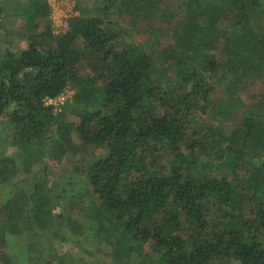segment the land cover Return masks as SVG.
I'll list each match as a JSON object with an SVG mask.
<instances>
[{
  "label": "trees",
  "instance_id": "trees-1",
  "mask_svg": "<svg viewBox=\"0 0 264 264\" xmlns=\"http://www.w3.org/2000/svg\"><path fill=\"white\" fill-rule=\"evenodd\" d=\"M166 1L80 0L55 34L46 0H28L20 49L0 1V185L44 157L105 149L75 168L86 180L71 196L79 219L58 210L47 176L30 193L19 184L0 207V264L11 263L9 234L27 236L30 264L84 263L54 247L67 240L65 223L86 242L111 244L117 264H264V0H179V12ZM123 16L152 40L135 42ZM165 35L171 43L155 57L148 49ZM256 82L263 89L242 109L237 96ZM69 86L60 111L45 104Z\"/></svg>",
  "mask_w": 264,
  "mask_h": 264
},
{
  "label": "rangeland",
  "instance_id": "rangeland-1",
  "mask_svg": "<svg viewBox=\"0 0 264 264\" xmlns=\"http://www.w3.org/2000/svg\"><path fill=\"white\" fill-rule=\"evenodd\" d=\"M3 8H4V15H5V25L10 31L9 40L14 42V48L20 49L26 47V41L25 39L21 38L20 34H23L26 32V23H25V15H24V5L28 3V0H0ZM85 1L83 4L89 8H92L93 6H99V3L102 2V0H83ZM49 6V17L48 20L51 24L52 30L55 34L62 33L66 30L68 20L71 16L79 14L77 6L80 3V0H46ZM166 4L169 5L172 8H177L180 5L179 0H167ZM26 7V6H25ZM96 11V10H94ZM179 12V10H177ZM44 19L40 21L38 18L37 21L44 22ZM122 24L126 26L127 28H130L132 30V39L135 42L140 43H148L152 40V34L150 32H147L146 24L144 23H137L134 27L132 26L131 19L128 16H123L122 18ZM222 26H224V22L221 23ZM159 26V24H158ZM42 30V27H40L39 31ZM4 40V38H3ZM156 42V45L153 44L149 47V52L154 54L158 49L167 47L168 44L171 43L170 36H164V37H157L154 39ZM4 43V42H3ZM2 54V45L0 44V55ZM156 57V56H155ZM91 65L87 62H84L82 65V75H88L91 74ZM169 75L172 74V70L169 71ZM263 89V83L262 82H256L251 84L248 88H246L239 96L240 102L243 101L244 107L247 108L251 104L252 95L260 92ZM74 88L72 86H69L64 91L65 93V102L64 104L59 103L57 107H55L56 111H60L62 106H64L69 100L72 99L74 95ZM224 89L218 88L215 90L213 94L214 99V108L217 109V107L221 104V98L224 95ZM241 109V110H242ZM239 110V111H241ZM69 120H76L73 115H68ZM2 122L3 118H0V130L2 129ZM228 125V123H226ZM8 134H10V131H7ZM75 142L79 143L78 139L75 136ZM18 149L14 146H8L6 149L7 155H15L17 154ZM105 154V149L96 147L93 145H86L82 147L81 152L76 156H65L62 160L52 159L48 157H44L43 160L33 165L31 170L29 172L21 171L19 175L11 180L10 182H6L4 184L0 185V207L4 205L5 202L11 200L15 194L16 188L19 186V184H22L25 189H27L30 192L33 191V188L37 182H41L43 180V176H47L48 178V184H47V190L53 192L55 195H60V205H59V211L63 213L66 216V219L68 217H72L74 219H79L82 215H84L85 211L80 212L79 207H73V201H71V196L73 195L74 191L75 194H78L81 190V186L84 187V183H86V180L84 179L85 176L82 174H78L75 170L77 166L83 165L82 162H86L88 158L90 157H98ZM166 158H158V164L164 163ZM70 176L67 178H62V176ZM74 176V177H73ZM76 179L78 181L82 182L80 185H77L73 183ZM96 200V205L99 204L98 199ZM91 199H87L84 203L85 207H88L90 205ZM100 205V204H99ZM24 213L26 214L27 211L24 210ZM29 233L31 236L28 238H32L33 241H37L38 245H40L42 248L49 244V241L47 240L44 235L39 232L34 227L30 226ZM64 234L66 236V242L65 243H55V249H57V252L59 254H67L69 253L77 256V258H81L82 260H85L87 264H93L92 262H97L99 264H115L116 261H114L111 257V254L114 252L111 244L102 243L101 245H96L91 242H86L85 238L83 237H77L75 234L72 233L71 229L69 228V225L65 223L64 225ZM27 236L25 234L23 235H15L11 236L8 235L7 239V249L4 250L6 254L10 256L11 263L10 264H30L28 260V254L27 251L24 250V242L26 243ZM30 238V240H31ZM29 245V240L27 242ZM45 249V248H44ZM146 251H150V247H145ZM46 256V252L44 253ZM133 261H138L136 258H133ZM82 264H86V263ZM117 264V263H116Z\"/></svg>",
  "mask_w": 264,
  "mask_h": 264
},
{
  "label": "built area",
  "instance_id": "built-area-1",
  "mask_svg": "<svg viewBox=\"0 0 264 264\" xmlns=\"http://www.w3.org/2000/svg\"><path fill=\"white\" fill-rule=\"evenodd\" d=\"M65 102V93H61L60 95H58L57 97H47L45 99V104L48 106H53L54 108L58 106L59 103L64 104Z\"/></svg>",
  "mask_w": 264,
  "mask_h": 264
}]
</instances>
